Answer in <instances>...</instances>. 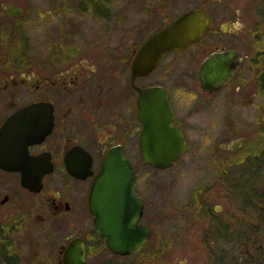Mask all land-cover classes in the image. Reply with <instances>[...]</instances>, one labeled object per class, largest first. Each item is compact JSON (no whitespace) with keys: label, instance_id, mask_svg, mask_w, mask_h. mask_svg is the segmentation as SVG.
<instances>
[{"label":"flooded vegetation","instance_id":"flooded-vegetation-1","mask_svg":"<svg viewBox=\"0 0 264 264\" xmlns=\"http://www.w3.org/2000/svg\"><path fill=\"white\" fill-rule=\"evenodd\" d=\"M184 1L192 5L183 7ZM238 2L66 0L55 9L58 25L44 45L38 42V20L30 23L15 0L2 2L21 12L0 14V264H68L75 244L82 249V264H148L172 243L200 254L199 264H264V188L258 185L264 178V107L254 98L264 99L261 72L255 92L242 93L248 79L239 74L246 54L230 37L238 27H212L214 19L264 17V0L242 1L251 4L248 11L235 10ZM196 8L206 12L207 31L185 48L165 53L149 72L133 74V56L145 39ZM212 56L232 62L235 70L208 93L201 89L197 71ZM185 61L200 93L184 111ZM229 85L238 98L230 103L226 119L232 122V111L246 115L248 105H254L261 139L212 134L208 162L223 187L204 184L192 190L191 204H165L151 211L149 189L135 171L137 159L147 163L140 148L141 99L167 97L172 123L187 149L186 127L195 105L205 99L211 105ZM230 122L218 132L227 128L231 135ZM242 137L243 142L236 141ZM111 148L122 152L134 172V192L142 203L136 225L149 229L144 245L127 254L107 246L89 207L92 182ZM237 165L239 176H232ZM236 180L239 187H233ZM78 222L84 231L71 232ZM153 238L160 248L152 247Z\"/></svg>","mask_w":264,"mask_h":264},{"label":"water","instance_id":"water-1","mask_svg":"<svg viewBox=\"0 0 264 264\" xmlns=\"http://www.w3.org/2000/svg\"><path fill=\"white\" fill-rule=\"evenodd\" d=\"M9 15L21 8L3 5ZM209 20L202 8L180 14L149 35L135 52L133 74L147 73L168 51L183 49L199 39L208 29ZM234 65L225 58L212 56L199 66L197 78L208 93L224 85L234 72ZM143 123L140 148L144 160L157 169H166L185 151L182 132L172 123V113L166 96L156 99L143 96L139 108ZM236 141L243 142L244 138ZM134 172L121 151L111 148L104 156L100 172L92 182L89 207L94 223L107 246L120 254L137 251L147 240L149 229L141 230L136 220L141 212V200L134 192ZM68 264H82V249L73 245L68 252Z\"/></svg>","mask_w":264,"mask_h":264},{"label":"rangeland","instance_id":"rangeland-1","mask_svg":"<svg viewBox=\"0 0 264 264\" xmlns=\"http://www.w3.org/2000/svg\"><path fill=\"white\" fill-rule=\"evenodd\" d=\"M0 0V14L4 17L5 10L2 7ZM18 6L22 8L23 12L28 13L31 18L30 23H33V19L38 20L37 26L39 34V44L44 45L47 43V35L53 33L57 27V15L55 9L59 5H64L66 0H15ZM239 0L238 3L233 4L235 10L246 9L247 11L251 7L249 2L242 3ZM256 2V0H250ZM191 3L184 1L183 7L191 6ZM248 8V9H247ZM127 11V9L125 10ZM249 15V16H248ZM242 15L241 19H219L212 20V27L220 28V24L227 23L229 27L237 26V35H230L233 44L242 48L246 54L243 65L241 66L240 76L244 74L247 76L246 87L243 88V92L246 93L255 92V83L257 75L263 72L264 67V17H259L257 14ZM24 16H19L21 19ZM46 35V36H45ZM244 75V76H245ZM198 82L193 75H190V67L188 62H184V76H183V99H184V111L190 109L195 100H198L200 93ZM231 85L225 87L222 93L217 95L214 103L209 104V99H205L202 104L195 105L197 110L194 111V118L186 131L188 147L186 152L172 167L167 169H156L141 160H136L135 171L137 172L139 183L143 186L147 184L148 192L146 194L148 207L151 211H156L161 205H186L192 203V193L194 188L202 186L204 184L211 185L216 182V187H223V179H216L215 172L212 169L211 164L208 162L209 148L211 147L212 134L221 135L219 139L226 137H234L238 134H247L249 139H261V136L257 135L259 123L252 114H256V118L260 117L259 111H251L255 109L254 105H248V111L246 115H240L239 111H232V122L228 121L227 115L230 109V103L237 100V96L233 95L230 89ZM257 105L264 107V99L262 100L258 96L254 97ZM194 100V101H192ZM258 108V107H257ZM231 123L232 134L229 135L226 128V133L218 131L222 127L227 126V123ZM248 126V127H247ZM244 130V131H243ZM241 171L239 165L235 166L232 171V176H237V173ZM239 176V175H238ZM237 176V177H238ZM259 187L264 188V178L258 181ZM238 180L233 181V187H239ZM78 218V217H77ZM161 223L157 224V230H160ZM172 225H175L173 222ZM85 229L84 223L78 222L75 227L71 228L73 233H82ZM56 235V234H54ZM153 238L151 241L153 248H160V244ZM184 245L167 244V249H160L157 251L158 258H152L148 264H181L186 260L187 264H199L200 259L197 254L184 248ZM166 247V246H165ZM187 251V252H186ZM190 251V253H189ZM106 257V253H105ZM127 260V259H126Z\"/></svg>","mask_w":264,"mask_h":264},{"label":"trees","instance_id":"trees-1","mask_svg":"<svg viewBox=\"0 0 264 264\" xmlns=\"http://www.w3.org/2000/svg\"><path fill=\"white\" fill-rule=\"evenodd\" d=\"M263 51H264V50H263ZM262 63H263L262 66L264 67V61H263ZM263 70H264V69H263ZM260 75H261V81H262L261 84H260V85L262 86V89H261V90H262V92H263V94H264V71L261 72Z\"/></svg>","mask_w":264,"mask_h":264}]
</instances>
